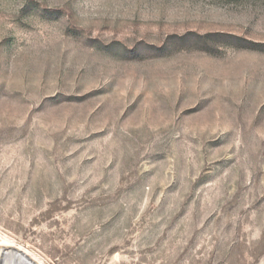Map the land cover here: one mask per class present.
Returning a JSON list of instances; mask_svg holds the SVG:
<instances>
[{"label":"rangeland","instance_id":"rangeland-1","mask_svg":"<svg viewBox=\"0 0 264 264\" xmlns=\"http://www.w3.org/2000/svg\"><path fill=\"white\" fill-rule=\"evenodd\" d=\"M0 264H264V0H0Z\"/></svg>","mask_w":264,"mask_h":264},{"label":"trees","instance_id":"trees-1","mask_svg":"<svg viewBox=\"0 0 264 264\" xmlns=\"http://www.w3.org/2000/svg\"><path fill=\"white\" fill-rule=\"evenodd\" d=\"M223 2H226V3H239V2H242L243 0H221Z\"/></svg>","mask_w":264,"mask_h":264}]
</instances>
